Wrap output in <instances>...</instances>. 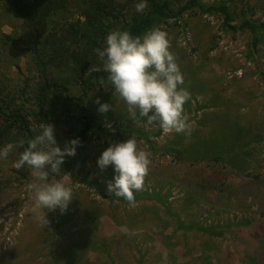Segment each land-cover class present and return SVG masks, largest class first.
Returning a JSON list of instances; mask_svg holds the SVG:
<instances>
[{"label":"rangeland","instance_id":"374dc122","mask_svg":"<svg viewBox=\"0 0 264 264\" xmlns=\"http://www.w3.org/2000/svg\"><path fill=\"white\" fill-rule=\"evenodd\" d=\"M89 1L66 0L64 10L46 19L51 32L67 30L69 24L79 29ZM190 1L155 4L166 12ZM199 4L214 7L159 18L157 26L137 35L130 23L112 19L100 44L103 48L106 35L117 29L133 36L153 28L165 31L183 74L181 87L190 93L184 105L190 133L166 134L157 122L133 120L94 45L84 38L80 52L89 53L86 78L94 71L106 77L101 75L89 91L70 78L67 94L59 96L72 101L53 99L55 114L48 123L54 127L53 147L63 149L74 138L81 143L76 155L64 157L59 172L45 169L48 182L67 183L74 198L65 212H47L48 223L42 226L33 211L34 193L26 188L37 182L35 173L13 166L24 149L16 147L0 159V264H264V0ZM221 5L233 20L226 21ZM130 7L128 22L134 4ZM135 7L139 15L150 8ZM60 31L54 34L58 38L64 34ZM45 42L40 45L35 31L14 15L7 0H0V98L8 114L17 108L30 112L28 131L13 130L10 143L33 139L46 124L31 118L39 112L36 63ZM97 98L113 109L100 113ZM3 124L0 118V130ZM236 125L246 138L253 137L248 128L257 130L255 143L228 141ZM205 135L216 136V144L195 145ZM133 137L152 159L144 187L130 203L107 191L113 168L101 170L96 161L109 143Z\"/></svg>","mask_w":264,"mask_h":264},{"label":"clouds","instance_id":"9594fccd","mask_svg":"<svg viewBox=\"0 0 264 264\" xmlns=\"http://www.w3.org/2000/svg\"><path fill=\"white\" fill-rule=\"evenodd\" d=\"M148 0H141L137 10L143 11ZM170 41L165 31L153 28L142 36H133L127 30L110 31L103 48L95 50L103 61L115 93L126 104L133 120L144 117L148 123L157 122L164 133L191 131L184 114V105L190 93L181 87L183 74L170 51ZM100 113L113 109L112 104L95 101ZM79 138L66 142L65 147L56 144L54 127L46 123L39 135L27 141L8 143L0 148V159H6L16 147L24 150L13 166L17 170L28 167L35 173L36 181L26 188L34 193V214L42 226L48 223L46 213L59 209L65 212L73 200V189L64 182H48L51 173L59 172L65 156L76 155ZM152 153L139 147L136 139L109 143L97 158V166L104 170L112 166L113 178L107 183V191L134 202V193L144 187V180L151 164ZM47 210V211H44Z\"/></svg>","mask_w":264,"mask_h":264},{"label":"trees","instance_id":"16d2710c","mask_svg":"<svg viewBox=\"0 0 264 264\" xmlns=\"http://www.w3.org/2000/svg\"><path fill=\"white\" fill-rule=\"evenodd\" d=\"M7 2L13 8L14 15L20 18L27 27L35 31L36 38L38 40L40 39L39 44L42 45L43 40L47 42L44 44V50L38 51L36 63L39 87H37L35 98L38 103L39 112L32 115L31 118L38 124L49 123L53 119V114H55L52 108L53 99L56 100L58 97L59 101H62V103L72 101L68 96H64L63 98L59 96L67 94L68 89L66 87V81H70V78L79 81L83 84L84 90L89 91L92 89L93 85L96 84L101 75L106 77V73L101 74L94 71L86 78V72L88 71L87 67L89 66L87 65L88 55H86L88 49L86 52L81 53L80 46L82 40L87 38L89 46L94 45L92 46L93 49L100 48V44L104 37L103 29L106 27L107 22L115 20L126 25L130 23L132 25L131 30H134V35H137L144 32L149 25L150 27L157 26L159 18H176L182 15L187 9L195 8H199L198 10L204 13L214 7V5L205 7L199 4V0H192L188 4H184L182 8L176 10L165 8L167 11L164 12L155 4L156 2L158 3V0H148V6H150V8L146 11L147 14L139 15L135 10V6L140 3L141 0H124V3H120L117 0H90L88 11L84 13L86 18L85 23L82 24L79 29L71 27L70 24L67 30H63L64 27H60L62 28L61 31L60 28L57 31L63 32L64 34H60L58 38L54 35L57 31L55 33L51 32L49 26H47L46 19L55 11L64 10L66 0H7ZM131 4H134V9L130 14L132 20L128 22L126 17L128 16V11L131 10ZM220 10L219 11L224 14L222 15L226 21L234 19L233 16H229L227 13L229 10H227L225 5H221ZM115 12H117V14H114ZM84 26H86V29L83 31L82 28ZM252 28L255 30L254 26H252ZM80 33L81 37L79 38ZM47 36H54L55 42L52 43V41L50 42V40H47ZM69 42L71 45H76V47L73 49H70V47L64 48V43ZM59 68L60 71H58ZM62 74L70 75L62 78ZM49 95H52V97L49 98ZM84 95L87 94L84 93ZM26 112L25 110L17 108L16 111L8 114L6 112V106L0 98V118L4 122L0 130V145L11 142L10 135L13 130H16L18 134H23V131L26 129L28 131V113L30 112ZM247 120L249 121V119ZM236 126L237 127H234L233 131L230 132V135L227 136L226 139L228 141L248 142V145H250V143H255L256 138L254 136H256L255 131L257 130L254 131L248 128L247 135L253 137L249 138L248 136L246 138V135L243 130L240 129L239 125ZM215 137L216 136L205 135L195 145L207 143L216 144L215 142L218 139ZM25 146H27L26 141Z\"/></svg>","mask_w":264,"mask_h":264}]
</instances>
